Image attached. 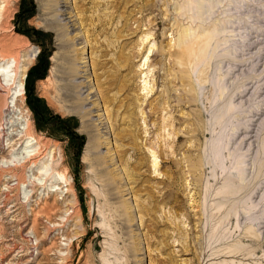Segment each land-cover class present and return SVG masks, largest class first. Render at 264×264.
Segmentation results:
<instances>
[{
	"label": "rangeland",
	"instance_id": "1",
	"mask_svg": "<svg viewBox=\"0 0 264 264\" xmlns=\"http://www.w3.org/2000/svg\"><path fill=\"white\" fill-rule=\"evenodd\" d=\"M67 1L70 34L56 0H0V60L25 68L17 103L71 188L60 199L28 184L23 200L0 169V264H264V0H205L199 14L175 11L192 0ZM178 24L192 39L212 36L185 66ZM84 59L108 133L95 156L113 151L117 189L103 160L83 161ZM9 88L0 161L19 143L4 121ZM27 164L12 172L20 182Z\"/></svg>",
	"mask_w": 264,
	"mask_h": 264
},
{
	"label": "bare ground",
	"instance_id": "2",
	"mask_svg": "<svg viewBox=\"0 0 264 264\" xmlns=\"http://www.w3.org/2000/svg\"><path fill=\"white\" fill-rule=\"evenodd\" d=\"M56 1H57V6H56V9L54 10V13L56 15L55 20L57 21V25L60 28L61 26H63V28H67L69 34L72 32H75L77 30V28H75V21L72 20L71 18L72 15L68 16L69 15L68 9L70 8L68 6L69 4L68 1L67 0H56ZM121 3L122 2L120 0H114V2L111 3L110 7L115 9ZM181 8H185L189 11L191 9L193 10L194 8L196 12L199 14L202 12V10L206 8V1L205 0L204 1L203 0H194V1L192 0L191 2H184L182 4H177L175 6V11L178 13V11H180ZM4 10H5L4 3H0V17L2 13L4 12ZM58 17H61V19L58 20ZM177 29H178V39L176 41L177 44L175 45L178 46V49L180 50L176 54L177 63L180 66H185L187 61H193L195 60V57L199 59L201 57H204L206 54V49H207L206 43L210 41L212 36H208L203 39H192L189 36V30H190L189 28L181 29V25L178 24ZM72 36L74 40H76V44L79 45L78 41L80 40L81 35L76 33ZM85 48L86 47L84 45V47H82V56H84L85 54ZM170 55H175V54H170ZM19 64H20L19 61L14 57H8V58H4L0 60V87H3V86L10 87L9 92H8V97L6 99V106L3 109V111H6V114H4V118H5L4 121H8L11 123V125L15 126L16 128L15 136L19 138L18 139L19 143L15 144L14 145L15 147L12 146L11 148L12 150L9 156L6 157L5 159L4 158L1 159L0 161V164H1L0 166L3 167L0 169L2 172H4V174L6 173L5 178L6 177L8 178L5 181V185L8 190H13L14 185H15L18 189L19 195H20V192L22 193L23 200L28 198L29 193L31 191V189H28V188L26 189L25 186H28V184H32L33 186L35 185L34 183L38 184L39 187L42 188L41 189L42 194L49 193L51 191H57L58 192L57 194H59L58 195L59 198L62 199L64 194L71 189L70 184L68 183L66 176L63 173L58 172L55 169V167H53L54 159H53L52 153L49 150L46 151V149H44V152L41 153V149L44 148V146L41 145L40 143L41 141H39L35 136L31 135V132H30L31 123L28 119V115H25L24 113L25 111L21 108L20 104L17 103V101H19L21 105L23 104L22 96H23L24 74L20 75V73L24 72L25 70V68L20 69ZM81 65H82V70H83L81 72L83 74L82 77L84 78V81H80V83L82 84L84 83V86L80 87V90L81 88H86V91H84V93H86V96L82 97L83 99L81 100L85 103V105L92 104V107L84 109L85 110L84 115L87 116L91 120L90 122L87 121L86 123L88 127L86 131V135L88 137V143H87V146L84 152L83 161L87 164L92 163V161L94 163L99 164L103 160L105 164H102L103 162L101 164L103 165L104 169L102 170L100 174L101 175L103 174L102 176H108V179H110L114 184L113 188L117 189L118 183L116 182L115 175L112 172L113 169L111 171H107L109 168L111 169L116 166V163H114L115 158H113L114 156L112 154L113 151L111 149H108L107 153H104V154L100 153L99 156L97 157L95 156V150H96L95 148L99 144V139L102 140L101 144L103 143L105 146H108L109 143L106 142L108 140V137H107L108 133H107V129L105 130V122L103 119L104 116L102 117L103 112L98 115L94 114L95 111H99L98 103H97L98 101H96L95 98H93L95 97V95L93 91H91V86L89 85L90 80H91L89 79L90 75L88 73V69L86 68L85 70V66L87 65V60L84 59ZM182 77L184 78L186 77V75ZM75 84H78V83H75ZM100 95H101V98L99 99L102 100V103H103L102 105L104 106V104L107 101V97H105L104 93ZM95 102H96V107L94 106ZM158 107H161V104H158ZM151 110H154V109L151 108ZM93 118L95 119L93 120ZM107 119H108L107 123H109V117H106V120ZM166 127L171 128V125L169 124L163 125L159 128V130H162V129L165 130ZM101 128L102 129L104 128V132L99 131L100 133H98L97 135L96 134L97 130ZM4 137L5 136L1 138L0 143L3 144L6 138V142H9L10 144L12 139L11 138L9 139L8 135L5 138ZM26 163L30 164L31 168L29 166L26 167L28 168V170L25 168L24 181L20 182L17 174H14L12 172L17 167L22 168ZM26 180H27V183H26ZM13 183L15 184L12 185ZM109 198L112 200L115 198V196L111 197L109 195ZM67 212H68V209L63 211V213L59 216V218L61 220L66 218ZM31 232L35 234L33 229H31ZM64 239H65V244L60 245L59 248L57 249V252L59 254H63L65 252V250L67 249L66 246L69 245L71 241V238H68V237Z\"/></svg>",
	"mask_w": 264,
	"mask_h": 264
}]
</instances>
